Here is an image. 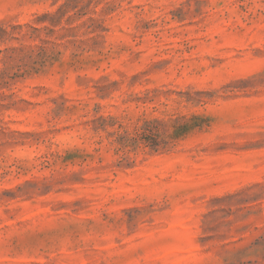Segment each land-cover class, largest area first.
Wrapping results in <instances>:
<instances>
[{"label":"rangeland","instance_id":"374dc122","mask_svg":"<svg viewBox=\"0 0 264 264\" xmlns=\"http://www.w3.org/2000/svg\"><path fill=\"white\" fill-rule=\"evenodd\" d=\"M0 264H264V0H0Z\"/></svg>","mask_w":264,"mask_h":264}]
</instances>
